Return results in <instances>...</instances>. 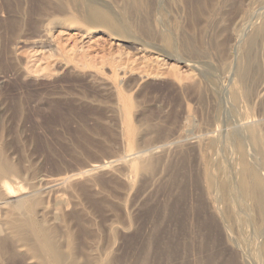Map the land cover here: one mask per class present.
<instances>
[{
	"label": "rangeland",
	"instance_id": "rangeland-1",
	"mask_svg": "<svg viewBox=\"0 0 264 264\" xmlns=\"http://www.w3.org/2000/svg\"><path fill=\"white\" fill-rule=\"evenodd\" d=\"M0 169L76 264H264V0H0Z\"/></svg>",
	"mask_w": 264,
	"mask_h": 264
},
{
	"label": "bare ground",
	"instance_id": "bare-ground-1",
	"mask_svg": "<svg viewBox=\"0 0 264 264\" xmlns=\"http://www.w3.org/2000/svg\"><path fill=\"white\" fill-rule=\"evenodd\" d=\"M61 50L63 51V49ZM33 57L36 58L37 60V56H33ZM175 74L177 75V73ZM185 131L187 132V130ZM0 172H1L0 177L3 180L2 182L3 184H5L6 177L4 175V172L1 169H0ZM50 182L49 184H47L49 188L59 187L62 184L61 181L59 180L53 181L52 183ZM252 194L255 195V198L258 204L257 206L260 209L263 208L264 199H263L261 191L258 188H254L252 191ZM2 204H7V203L5 200L0 201L1 206ZM16 219L17 218H15V220ZM15 220L13 219L11 223L8 222L7 224L9 223L10 224L6 226L5 228L0 227V261H4V258H5L4 256L7 255L11 257V259L9 260L10 264H17L15 262L16 258H18L19 255H22V256L26 255L27 256L26 260H24V263H21V264H30L32 260L36 264H76V260L68 259L61 252V250L57 247V244L55 240L53 239V237L50 235V233H47V231L44 228L35 224V222H33L31 217L29 218L27 222H24L22 220L19 221L20 219H18L17 221ZM105 257L106 258H102L99 261L98 259L95 260L93 264L111 263V259L108 258V255H105Z\"/></svg>",
	"mask_w": 264,
	"mask_h": 264
}]
</instances>
